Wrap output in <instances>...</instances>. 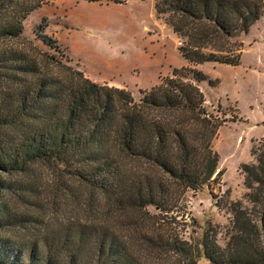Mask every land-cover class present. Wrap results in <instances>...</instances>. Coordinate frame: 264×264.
I'll return each mask as SVG.
<instances>
[{
	"label": "trees",
	"instance_id": "trees-1",
	"mask_svg": "<svg viewBox=\"0 0 264 264\" xmlns=\"http://www.w3.org/2000/svg\"><path fill=\"white\" fill-rule=\"evenodd\" d=\"M45 1L0 0V264H198L200 249L160 227L175 228L185 192L221 173L213 139L227 120L205 106L207 76L174 68L139 100L96 82L49 35L43 40L60 54L25 34ZM155 9L187 37L190 64L238 65L242 45L218 41L248 32L264 0H155ZM258 160L243 169L250 190L260 184L248 195L264 224V151ZM258 234L257 244L248 232L234 236L229 264H264ZM209 241L205 255L224 264L225 249Z\"/></svg>",
	"mask_w": 264,
	"mask_h": 264
},
{
	"label": "rangeland",
	"instance_id": "rangeland-1",
	"mask_svg": "<svg viewBox=\"0 0 264 264\" xmlns=\"http://www.w3.org/2000/svg\"><path fill=\"white\" fill-rule=\"evenodd\" d=\"M168 16L157 14L155 0H46L27 17L25 34L46 50L60 54L43 40L49 35L63 58L87 77L127 88L136 100L143 95L142 90L171 75L174 68L191 65L207 76L199 82L205 106L213 115L227 120L213 139L221 173L210 180V185L187 190L178 203L175 228L160 229L164 235L175 231L194 250L200 249L198 264H214L205 255L204 241L217 242L225 249L224 264H229L236 234L248 232L257 244V231L261 237L264 232L262 206L248 195L260 184L254 181L250 190L243 169L244 164H258L264 151V13L248 32L218 41V45L225 43L230 49L242 45L238 65L211 61L190 64L181 51L187 37L175 33ZM44 178L45 183L53 178L48 169H44ZM53 206L56 208L52 204L46 217L53 214ZM147 209L159 212L153 205ZM1 232L16 234L12 230Z\"/></svg>",
	"mask_w": 264,
	"mask_h": 264
},
{
	"label": "built area",
	"instance_id": "built-area-1",
	"mask_svg": "<svg viewBox=\"0 0 264 264\" xmlns=\"http://www.w3.org/2000/svg\"><path fill=\"white\" fill-rule=\"evenodd\" d=\"M179 44H180V45H183V42H182V41H179Z\"/></svg>",
	"mask_w": 264,
	"mask_h": 264
},
{
	"label": "clouds",
	"instance_id": "clouds-1",
	"mask_svg": "<svg viewBox=\"0 0 264 264\" xmlns=\"http://www.w3.org/2000/svg\"><path fill=\"white\" fill-rule=\"evenodd\" d=\"M99 50V49H98ZM113 54H116V53H113Z\"/></svg>",
	"mask_w": 264,
	"mask_h": 264
},
{
	"label": "crops",
	"instance_id": "crops-1",
	"mask_svg": "<svg viewBox=\"0 0 264 264\" xmlns=\"http://www.w3.org/2000/svg\"><path fill=\"white\" fill-rule=\"evenodd\" d=\"M155 85V84H154Z\"/></svg>",
	"mask_w": 264,
	"mask_h": 264
}]
</instances>
